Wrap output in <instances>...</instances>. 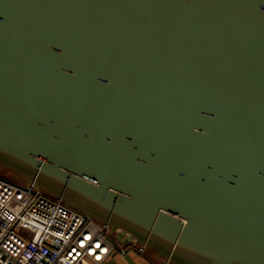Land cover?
<instances>
[{"label": "water", "instance_id": "1", "mask_svg": "<svg viewBox=\"0 0 264 264\" xmlns=\"http://www.w3.org/2000/svg\"><path fill=\"white\" fill-rule=\"evenodd\" d=\"M0 164L172 264H264V0H0Z\"/></svg>", "mask_w": 264, "mask_h": 264}, {"label": "built area", "instance_id": "2", "mask_svg": "<svg viewBox=\"0 0 264 264\" xmlns=\"http://www.w3.org/2000/svg\"><path fill=\"white\" fill-rule=\"evenodd\" d=\"M116 248L146 253L145 245L121 243L106 220L35 181L0 175V264H99Z\"/></svg>", "mask_w": 264, "mask_h": 264}, {"label": "crops", "instance_id": "3", "mask_svg": "<svg viewBox=\"0 0 264 264\" xmlns=\"http://www.w3.org/2000/svg\"><path fill=\"white\" fill-rule=\"evenodd\" d=\"M114 232L116 233V230H114ZM118 240L121 243H127V241L122 242L120 239ZM134 241L139 244L145 245L146 253H139L135 249L127 250V249L116 248L111 251L107 259H105L99 264H164L165 263L167 258L161 255L160 253H158L155 249L149 247L145 242H139L136 240ZM89 264H95V263L89 262ZM169 264L172 263L169 262Z\"/></svg>", "mask_w": 264, "mask_h": 264}, {"label": "rangeland", "instance_id": "4", "mask_svg": "<svg viewBox=\"0 0 264 264\" xmlns=\"http://www.w3.org/2000/svg\"><path fill=\"white\" fill-rule=\"evenodd\" d=\"M0 175H3L5 177L11 178V179H15V180H25V179H27V178H23L21 175H19L15 171H12L11 169L6 168V167H4L1 164H0ZM68 203H70V202H68Z\"/></svg>", "mask_w": 264, "mask_h": 264}]
</instances>
